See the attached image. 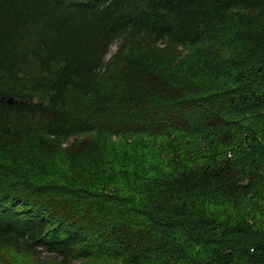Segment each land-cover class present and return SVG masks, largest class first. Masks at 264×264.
Masks as SVG:
<instances>
[{"label":"trees","instance_id":"obj_1","mask_svg":"<svg viewBox=\"0 0 264 264\" xmlns=\"http://www.w3.org/2000/svg\"><path fill=\"white\" fill-rule=\"evenodd\" d=\"M87 258L264 264V0H0V264Z\"/></svg>","mask_w":264,"mask_h":264},{"label":"rangeland","instance_id":"obj_2","mask_svg":"<svg viewBox=\"0 0 264 264\" xmlns=\"http://www.w3.org/2000/svg\"><path fill=\"white\" fill-rule=\"evenodd\" d=\"M118 45H119V43L118 42H115L112 46H111V48H110V51L108 52V57L111 55V54H113L114 52H115V50H117L118 48ZM113 117H115V115L114 116H112L110 119L111 120H113L114 118ZM116 119H118V118H116ZM114 121V120H113ZM115 137H113L112 139H114ZM178 165V167L175 169V170H165V172H166V176L169 178V180L173 183L172 185H165V187L164 188H157V193L160 195V194H164V195H166L167 197H169L171 200H174V199H179V200H181V199H186V197H184L183 195H185V196H187L188 194H189V190H191L190 188H194V187H191L190 185H189V182L190 181H192L193 180V177H192V175H194V173H196V176H202V173H198L199 171L198 170H195L194 168H192V167H187L186 168V170H183V171H181L182 170V167L180 166L181 164L180 163H178L177 164ZM131 169H133V168H131ZM177 178V180H172V178ZM178 181H180L179 183H180V185H182L184 188L183 189H175L174 187L176 186V185H179V184H177V182ZM227 181V180H226ZM129 187H132V190L133 191H135L134 190V186L133 185H130ZM128 187V188H129ZM179 187V186H178ZM130 189V188H129ZM175 190H176V192H175ZM132 191V192H133ZM136 191H137V189H136ZM145 191H147V192H149V189H146ZM145 191H143L142 190V193H144ZM188 199V201L190 202V203H192V202H194L191 198H187ZM207 200H209V199H207ZM235 200V199H234ZM205 201V200H204ZM210 201V200H209ZM200 202V204L202 203L203 205H204V203L202 202V201H199ZM82 224H85V226L87 225V226H89L90 227V225L88 224V223H86V222H83ZM37 254V256H39L40 257V259H42V260H48V259H50V256L51 255H48L47 253H36ZM91 263V262H93V260L92 259H90V258H87V259H83V260H76L75 262H73L72 264H81V263Z\"/></svg>","mask_w":264,"mask_h":264},{"label":"water","instance_id":"obj_3","mask_svg":"<svg viewBox=\"0 0 264 264\" xmlns=\"http://www.w3.org/2000/svg\"><path fill=\"white\" fill-rule=\"evenodd\" d=\"M7 102L10 103V104L13 103V102H14L13 97H9V98L7 99Z\"/></svg>","mask_w":264,"mask_h":264}]
</instances>
